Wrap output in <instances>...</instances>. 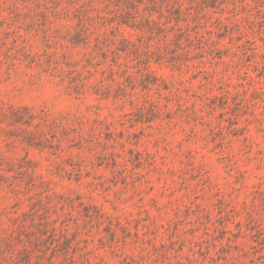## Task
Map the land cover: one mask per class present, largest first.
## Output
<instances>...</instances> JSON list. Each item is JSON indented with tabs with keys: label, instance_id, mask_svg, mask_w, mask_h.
<instances>
[{
	"label": "rangeland",
	"instance_id": "1",
	"mask_svg": "<svg viewBox=\"0 0 264 264\" xmlns=\"http://www.w3.org/2000/svg\"><path fill=\"white\" fill-rule=\"evenodd\" d=\"M167 2L0 0V264H264V0Z\"/></svg>",
	"mask_w": 264,
	"mask_h": 264
},
{
	"label": "trees",
	"instance_id": "2",
	"mask_svg": "<svg viewBox=\"0 0 264 264\" xmlns=\"http://www.w3.org/2000/svg\"><path fill=\"white\" fill-rule=\"evenodd\" d=\"M40 2H47L46 6L49 3V0H39ZM108 6H110L109 4L112 2H116L118 8V11L116 12V14L114 15V17L112 18L111 21H117V25L118 28L122 25H128L130 27H140V24L143 21H147L150 24V27L156 23H158V21H156L153 18V11H159L161 14H163V8L166 7V9H171L173 7V5L170 6V4L167 2V0H148L149 1V6L151 12H149L147 15L146 14H142L141 13V9L139 7V5L136 3V0H108ZM177 11H179L178 8H176ZM89 17L87 16V14H84L83 17L79 18V23L78 25L82 28L83 26H85V21H88ZM178 19V18H177ZM82 30V29H81ZM80 36L83 35L81 32L78 33ZM80 36H76L75 42H79V41H84L85 37H83L82 40H80L81 38H79ZM108 41L109 39L106 37H102L101 39H98V44H97V48H99L100 50L104 51L103 53L105 55L108 54V51H105V47L108 46ZM85 42V41H84ZM125 47L121 48L120 50L122 51H126L128 53H134L135 51L133 50L134 48V43L127 39L124 38L121 41ZM114 52V59L117 62V59L119 58L118 52L113 51ZM149 57V56H148ZM139 63H147V62H139ZM125 73L128 72V70L124 71ZM138 72L141 74L142 78H143V86L145 88H149L150 84L155 83V77L153 75V71L149 69L148 65H145L143 68H139ZM150 78H152L150 80ZM122 85V84H121ZM71 86L79 93L80 90H82L85 86L84 84H79L77 82L71 83ZM101 88H97L96 91L100 90ZM121 90L124 91L125 90V85L121 86ZM26 109V108H25Z\"/></svg>",
	"mask_w": 264,
	"mask_h": 264
}]
</instances>
